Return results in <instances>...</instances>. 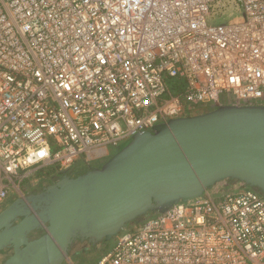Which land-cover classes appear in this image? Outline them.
Listing matches in <instances>:
<instances>
[{
    "label": "built area",
    "instance_id": "built-area-1",
    "mask_svg": "<svg viewBox=\"0 0 264 264\" xmlns=\"http://www.w3.org/2000/svg\"><path fill=\"white\" fill-rule=\"evenodd\" d=\"M225 105H264V0H0V207L19 184ZM93 264H264V198L178 203Z\"/></svg>",
    "mask_w": 264,
    "mask_h": 264
},
{
    "label": "water",
    "instance_id": "water-1",
    "mask_svg": "<svg viewBox=\"0 0 264 264\" xmlns=\"http://www.w3.org/2000/svg\"><path fill=\"white\" fill-rule=\"evenodd\" d=\"M264 198V105L213 106L167 120L0 207L1 264L101 256L122 234L207 193Z\"/></svg>",
    "mask_w": 264,
    "mask_h": 264
},
{
    "label": "rangeland",
    "instance_id": "rangeland-1",
    "mask_svg": "<svg viewBox=\"0 0 264 264\" xmlns=\"http://www.w3.org/2000/svg\"><path fill=\"white\" fill-rule=\"evenodd\" d=\"M17 190L20 193H16L15 191H13L10 194V200L9 201H12L14 198L23 195V192L27 191L28 189L25 186V183H23V184L17 185ZM7 254H9V253H1L0 254V264L5 260V258L7 257ZM98 257L99 256L95 255V254L94 255H86V256L79 257V258L75 257V258L68 259L65 264H93L94 261Z\"/></svg>",
    "mask_w": 264,
    "mask_h": 264
},
{
    "label": "crops",
    "instance_id": "crops-1",
    "mask_svg": "<svg viewBox=\"0 0 264 264\" xmlns=\"http://www.w3.org/2000/svg\"><path fill=\"white\" fill-rule=\"evenodd\" d=\"M37 180H38V181H37ZM36 185H39V179H37V178L33 179V180L30 181V182L25 183V186L27 187L28 190L35 188ZM25 192H26V191H25ZM25 192H23V194H24ZM8 201H9V200H7V202H8Z\"/></svg>",
    "mask_w": 264,
    "mask_h": 264
},
{
    "label": "flooded vegetation",
    "instance_id": "flooded-vegetation-1",
    "mask_svg": "<svg viewBox=\"0 0 264 264\" xmlns=\"http://www.w3.org/2000/svg\"><path fill=\"white\" fill-rule=\"evenodd\" d=\"M7 200H10V196L8 197V199Z\"/></svg>",
    "mask_w": 264,
    "mask_h": 264
}]
</instances>
